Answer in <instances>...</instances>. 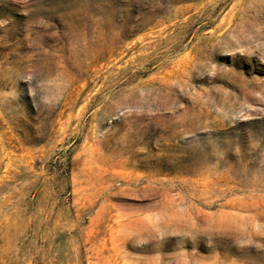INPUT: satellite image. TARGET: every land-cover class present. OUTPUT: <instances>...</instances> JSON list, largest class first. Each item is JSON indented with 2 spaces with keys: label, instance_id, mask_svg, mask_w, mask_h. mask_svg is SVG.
I'll list each match as a JSON object with an SVG mask.
<instances>
[{
  "label": "rangeland",
  "instance_id": "374dc122",
  "mask_svg": "<svg viewBox=\"0 0 264 264\" xmlns=\"http://www.w3.org/2000/svg\"><path fill=\"white\" fill-rule=\"evenodd\" d=\"M0 264H264V0H0Z\"/></svg>",
  "mask_w": 264,
  "mask_h": 264
}]
</instances>
